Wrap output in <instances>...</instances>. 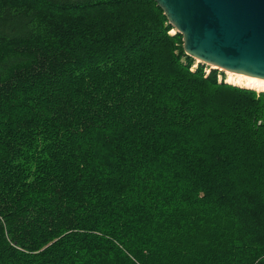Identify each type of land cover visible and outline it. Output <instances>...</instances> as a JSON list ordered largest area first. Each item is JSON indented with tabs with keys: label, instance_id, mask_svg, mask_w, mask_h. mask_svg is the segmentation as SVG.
Wrapping results in <instances>:
<instances>
[{
	"label": "trees",
	"instance_id": "trees-1",
	"mask_svg": "<svg viewBox=\"0 0 264 264\" xmlns=\"http://www.w3.org/2000/svg\"><path fill=\"white\" fill-rule=\"evenodd\" d=\"M172 30L154 0H0V264H264V92Z\"/></svg>",
	"mask_w": 264,
	"mask_h": 264
},
{
	"label": "water",
	"instance_id": "water-1",
	"mask_svg": "<svg viewBox=\"0 0 264 264\" xmlns=\"http://www.w3.org/2000/svg\"><path fill=\"white\" fill-rule=\"evenodd\" d=\"M154 2L182 36L184 53L208 67L206 75L216 69L264 79V0Z\"/></svg>",
	"mask_w": 264,
	"mask_h": 264
},
{
	"label": "bare ground",
	"instance_id": "bare-ground-1",
	"mask_svg": "<svg viewBox=\"0 0 264 264\" xmlns=\"http://www.w3.org/2000/svg\"><path fill=\"white\" fill-rule=\"evenodd\" d=\"M215 67V66H213ZM227 81L234 85H241L244 87L252 88L254 90L264 89V79L247 76L241 73H233L226 71Z\"/></svg>",
	"mask_w": 264,
	"mask_h": 264
},
{
	"label": "rangeland",
	"instance_id": "rangeland-1",
	"mask_svg": "<svg viewBox=\"0 0 264 264\" xmlns=\"http://www.w3.org/2000/svg\"><path fill=\"white\" fill-rule=\"evenodd\" d=\"M172 32H174V31L172 30ZM194 64H195V62L193 63V65ZM193 65H192V67H193ZM218 72L220 73V76L218 77L219 78L218 81L226 82L225 80L227 79V74L226 73L222 74L221 70H218ZM226 83H228V81ZM228 84H231V83H228ZM231 85H234V84H231ZM234 86H238V85H234ZM246 88H248V87H246ZM249 89H252V88H249ZM256 91L261 92L262 90H256Z\"/></svg>",
	"mask_w": 264,
	"mask_h": 264
},
{
	"label": "built area",
	"instance_id": "built-area-1",
	"mask_svg": "<svg viewBox=\"0 0 264 264\" xmlns=\"http://www.w3.org/2000/svg\"><path fill=\"white\" fill-rule=\"evenodd\" d=\"M195 67H196V65H193V67H191V69H194ZM207 70H208V67L205 68V73H207Z\"/></svg>",
	"mask_w": 264,
	"mask_h": 264
},
{
	"label": "flooded vegetation",
	"instance_id": "flooded-vegetation-1",
	"mask_svg": "<svg viewBox=\"0 0 264 264\" xmlns=\"http://www.w3.org/2000/svg\"><path fill=\"white\" fill-rule=\"evenodd\" d=\"M222 74H224V72H222Z\"/></svg>",
	"mask_w": 264,
	"mask_h": 264
}]
</instances>
